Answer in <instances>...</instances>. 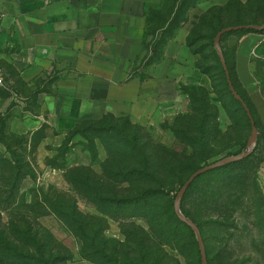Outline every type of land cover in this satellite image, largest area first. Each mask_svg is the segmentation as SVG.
<instances>
[{"label": "rangeland", "instance_id": "374dc122", "mask_svg": "<svg viewBox=\"0 0 264 264\" xmlns=\"http://www.w3.org/2000/svg\"><path fill=\"white\" fill-rule=\"evenodd\" d=\"M179 18L190 27L188 38L197 37L191 50L198 52L191 71L169 85L144 119L106 114L55 124L41 100L45 78L30 87L13 65H5L0 229L11 243L36 258L40 251L49 260L60 256L54 264H187L158 234L166 224L195 251L191 233L176 225L175 195L195 169L247 150L251 133L246 113L229 93L213 33L221 26L263 24L264 0H183ZM259 31H231L221 44L232 81L264 127ZM225 165L198 178L182 208L201 225L211 264H264V136L250 156ZM148 190L157 194L152 207L144 204ZM77 221L89 238L78 232ZM21 231L40 247L21 241ZM0 264L11 263L0 255Z\"/></svg>", "mask_w": 264, "mask_h": 264}, {"label": "crops", "instance_id": "0c3cea01", "mask_svg": "<svg viewBox=\"0 0 264 264\" xmlns=\"http://www.w3.org/2000/svg\"><path fill=\"white\" fill-rule=\"evenodd\" d=\"M182 2L0 0L5 83L6 64L30 87L45 78L41 100L55 124L144 119L193 66Z\"/></svg>", "mask_w": 264, "mask_h": 264}, {"label": "trees", "instance_id": "16d2710c", "mask_svg": "<svg viewBox=\"0 0 264 264\" xmlns=\"http://www.w3.org/2000/svg\"><path fill=\"white\" fill-rule=\"evenodd\" d=\"M249 24H253V23H249ZM254 24H256V23H254ZM235 25H246V24H235ZM231 26H233V25H231ZM224 27H227V26H221V27H219V28H217L215 31H214V33H213V42H214V37H215V35L217 34V32L219 31V30H221L222 28H224ZM245 30H247V31H256V29H241V30H238V31H245ZM258 31V30H257ZM259 32H261V33H264V30H260ZM227 33H229V32H227ZM226 34V33H225ZM224 34V35H225ZM223 35V36H224ZM222 36V37H223ZM222 39V38H221ZM196 40H197V37L195 36V37H193V36H190L189 38H188V40H187V44H188V46L192 49L194 46H195V42H196ZM221 46H222V44H221ZM223 48V47H222ZM194 54L195 53H197L198 51L197 50H191ZM224 52V51H223ZM225 55V54H224ZM219 56V55H218ZM220 59V58H219ZM221 61V60H220ZM226 62H227V60H226ZM221 65H222V63H221ZM227 65H228V63H227ZM222 69H223V66H222ZM228 69H229V67H228ZM205 73V72H204ZM223 74H224V79H225V81H226V83H227V85H228V82H227V78H226V74H225V71H224V69H223ZM232 80V79H231ZM233 82V81H232ZM233 85H234V87L236 88V86H235V84H234V82H233ZM228 89H229V86H228ZM236 90L238 91V93L243 97V99L245 100V102L247 103V105H248V107H249V109H250V111H251V113H252V115H253V117H254V119H255V122H256V125L258 126V127H260L263 131H264V127L263 126H260L259 124H258V122H257V120H256V118H255V115H254V113H253V111H252V109H251V106H250V104L247 102V100L245 99V96L236 88ZM229 93L231 94V96L233 97V99L239 104V105H241L242 106V108H243V110H244V112L246 113V115H247V112H246V110L244 109V107H243V105H242V103H240L238 100H236L235 98H234V96L232 95V93H231V91H230V89H229ZM247 117H248V115H247ZM248 120H249V123H250V119H249V117H248ZM102 124H99V126H101ZM103 126V125H102ZM250 126H251V124H250ZM263 138V136H259V141H260V139H262ZM259 141H258V143H259ZM12 157H13V159H14V161L16 160V155H15V151H13L12 152ZM228 156V155H227ZM17 161V160H16ZM216 161V160H215ZM242 160H240V161H236V162H232V163H229V164H227V165H225V166H229V165H233V164H237V163H240ZM17 163V162H16ZM205 164H208V163H205ZM205 164H203V165H205ZM202 165V166H203ZM201 167V166H200ZM199 167V168H200ZM13 168H14V172L16 173V176H18V175H20L21 174V172H22V169H21V167H19L17 164L15 165V166H13ZM199 168H197V169H199ZM197 169H195L194 171H196ZM217 169V168H216ZM213 170H215V169H213ZM193 171V172H194ZM212 171V170H211ZM211 171H208L207 173H209V172H211ZM192 172V173H193ZM191 173V174H192ZM190 174V175H191ZM204 174H206V173H204ZM204 174H202V175H200L199 177H197L195 180H194V182L190 185V187L187 189V191H186V193H185V195L187 194V192H188V190L193 186V184L195 183V181L198 179V178H200V177H202ZM190 175L187 177V179L190 177ZM186 179V180H187ZM185 180V181H186ZM185 183V182H184ZM183 183V184H184ZM182 184V185H183ZM181 185V186H182ZM180 186V187H181ZM180 189V188H179ZM178 192V191H177ZM156 193V191L155 190H148L147 191V193L145 194V197H144V204L146 205V206H150V207H152V202H153V200H154V198H155V196L157 195V194H155ZM177 194V193H176ZM185 195H184V197H185ZM175 197H176V195H175ZM184 197H183V199H184ZM183 199H182V202H183ZM175 201V200H174ZM173 209H174V203H173ZM181 209H182V211H183V213L188 217V215L185 213V211L183 210V208H182V203H181ZM174 213H175V211H174ZM174 218H175V221H176V225L179 227V228H182V229H185V230H188L190 233H191V235L193 236V243H194V245H195V251H193V253H192V248L190 247V245H186V244H183V243H181V241H179V240H177V237H175L176 235H175V230L172 228V227H169L168 225H166V224H163V226H161L160 227V229L158 230V234H159V236L161 237V240L164 242V243H166V244H169V245H171V246H174V248L182 255V257H184V259H185V261H186V263L187 264H201V255H200V250H199V245H198V242H197V239H196V236H195V233L193 232V230L186 224V223H184L182 220H180L178 217H177V215H176V213L174 214ZM192 221H194L196 224H197V226L199 227V229H200V231H201V233H202V236H203V240H204V242H205V245H206V252H207V258H208V264H211V259H210V256H209V250H208V247H207V241H206V237H205V234H204V232H203V230H202V227H201V225L197 222V221H195V220H193V219H191ZM77 225L76 226H78V232H80V234H82L83 236H84V238H89V233L88 232H86L84 229H83V227H82V225H81V223H79L78 221H77V223H76ZM222 225H223V223H221ZM152 231V233L155 235V236H157V234H156V232L157 231H155V230H151ZM96 236H97V234H96ZM20 239H22L21 241H26V242H29V244L31 243V246L32 247H30V248H34V249H37V248H39L40 246H39V243H38V240H36V237H34L32 234H30L29 232H27V231H21V237H19ZM91 246V249L93 250V252H97L98 250H99V248L96 246V245H90ZM32 250V249H31ZM39 254H40V258H36V256H37V254H35V253H33V251H30V249L28 248V249H24V250H22V249H20L19 247H18V245H16L15 243L13 244V243H11L9 240H8V238L5 236V234H4V232L0 229V255H1V259H3V260H7L8 262H10L11 264H54V260H57L58 258H60V256H54L51 260H49V259H46L45 258V256L44 255H42V252L40 251L39 252ZM90 254V253H89ZM193 254V255H192ZM91 258H93L94 259V255H93V253H91ZM51 262V263H50ZM97 264H100V263H98V262H96ZM124 264H146V263H141L140 261H138V260H133V261H129V262H125Z\"/></svg>", "mask_w": 264, "mask_h": 264}, {"label": "water", "instance_id": "95a60500", "mask_svg": "<svg viewBox=\"0 0 264 264\" xmlns=\"http://www.w3.org/2000/svg\"><path fill=\"white\" fill-rule=\"evenodd\" d=\"M241 29L264 30V23L263 24H254L253 23V24H246V25H233V26L224 27L221 30H219L217 32V34L215 35L214 44H215V47L217 49L219 58L221 60L223 69L225 71L229 89H230L232 95L234 96V98L236 100H238L240 103H242V105H243L244 109L246 110L247 115L250 119L251 133H250V136H249L248 141H247L248 148H247V150L243 151L240 154H236V155L232 154V155L222 157L216 161L205 164V165L201 166L199 169H197L196 171H194L190 175V177L185 181V183L180 187V189L178 190V192L176 194L175 201H174V211H175L177 217L180 220H182L184 223H186L195 233V236H196V239H197V242L199 245L200 255H201V264H208L206 245H205V242L203 240L202 233H201L199 227L197 226V224L194 221H192L190 218H188L183 213V211L181 209L182 199H183L187 189L190 187V185L194 182V180L197 177H199L200 175H202L204 173H207L208 171H211L213 169L221 167L225 164L240 161V160L250 156L258 145L259 136L260 135L264 136V131L256 125L255 119H254L247 103L245 102L243 97L238 93V91L236 90V88L233 85V82H232L231 77L229 75V69H228L226 58H225V55L223 52V48L221 46V38L225 33L231 32L234 30H241Z\"/></svg>", "mask_w": 264, "mask_h": 264}, {"label": "built area", "instance_id": "2783aa9c", "mask_svg": "<svg viewBox=\"0 0 264 264\" xmlns=\"http://www.w3.org/2000/svg\"><path fill=\"white\" fill-rule=\"evenodd\" d=\"M0 27H1V16H0ZM5 84V75L3 70L0 68V86Z\"/></svg>", "mask_w": 264, "mask_h": 264}]
</instances>
